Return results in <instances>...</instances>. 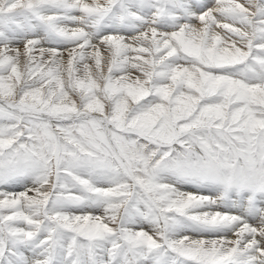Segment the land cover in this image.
I'll return each mask as SVG.
<instances>
[{
	"label": "snow or ice",
	"instance_id": "snow-or-ice-1",
	"mask_svg": "<svg viewBox=\"0 0 264 264\" xmlns=\"http://www.w3.org/2000/svg\"><path fill=\"white\" fill-rule=\"evenodd\" d=\"M0 264H264V0H0Z\"/></svg>",
	"mask_w": 264,
	"mask_h": 264
}]
</instances>
